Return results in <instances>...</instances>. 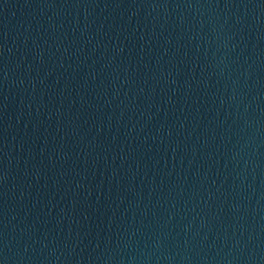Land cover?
Segmentation results:
<instances>
[{
    "label": "water",
    "instance_id": "obj_1",
    "mask_svg": "<svg viewBox=\"0 0 264 264\" xmlns=\"http://www.w3.org/2000/svg\"><path fill=\"white\" fill-rule=\"evenodd\" d=\"M0 264H264V0H0Z\"/></svg>",
    "mask_w": 264,
    "mask_h": 264
}]
</instances>
